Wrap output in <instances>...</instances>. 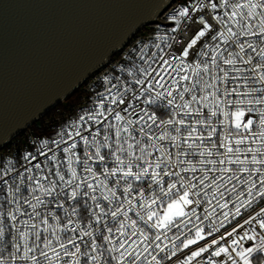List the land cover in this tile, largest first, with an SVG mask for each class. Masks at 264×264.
Wrapping results in <instances>:
<instances>
[{"label":"snow or ice","instance_id":"1","mask_svg":"<svg viewBox=\"0 0 264 264\" xmlns=\"http://www.w3.org/2000/svg\"><path fill=\"white\" fill-rule=\"evenodd\" d=\"M168 10L172 35L0 167V264H264V0Z\"/></svg>","mask_w":264,"mask_h":264},{"label":"water","instance_id":"2","mask_svg":"<svg viewBox=\"0 0 264 264\" xmlns=\"http://www.w3.org/2000/svg\"><path fill=\"white\" fill-rule=\"evenodd\" d=\"M167 3L0 0V149L70 97Z\"/></svg>","mask_w":264,"mask_h":264},{"label":"built area","instance_id":"3","mask_svg":"<svg viewBox=\"0 0 264 264\" xmlns=\"http://www.w3.org/2000/svg\"><path fill=\"white\" fill-rule=\"evenodd\" d=\"M176 0L168 4L158 15L156 20L148 26L143 27L137 32L130 41L118 51L103 67L96 70L87 78L83 84L71 95L72 99L63 101L60 105L51 110L47 115L35 122L30 127L24 129L19 135L13 138L5 147L0 149V167L8 160H12L17 169L23 171L25 167H30L24 155L35 153L39 142L42 140L58 139V133L62 128H67V125L75 121L85 111L90 109L95 103L97 97L94 94L96 91H103L102 88L93 89V85L98 82V79L109 73L112 68L117 67L120 63H124L123 59L127 58V54L140 45L141 41L148 43H160V38L172 35L171 29H165L164 25L168 22L165 17L169 15V8L172 7ZM186 3L187 0H181ZM161 47H164L161 44ZM151 52H157L155 47H152ZM138 55V54H137ZM67 139V137H65ZM51 155V153H49ZM44 157H39L43 161ZM37 161H32L36 163ZM239 219V218H237ZM235 221H233L234 223ZM246 245L250 242H245ZM195 247V246H193Z\"/></svg>","mask_w":264,"mask_h":264},{"label":"trees","instance_id":"4","mask_svg":"<svg viewBox=\"0 0 264 264\" xmlns=\"http://www.w3.org/2000/svg\"><path fill=\"white\" fill-rule=\"evenodd\" d=\"M71 99H72V96L68 97V98L66 99V101H69V100H71Z\"/></svg>","mask_w":264,"mask_h":264}]
</instances>
